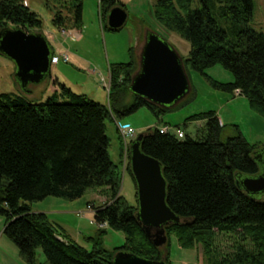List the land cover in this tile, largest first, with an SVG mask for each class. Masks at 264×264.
Segmentation results:
<instances>
[{"label":"trees","instance_id":"1","mask_svg":"<svg viewBox=\"0 0 264 264\" xmlns=\"http://www.w3.org/2000/svg\"><path fill=\"white\" fill-rule=\"evenodd\" d=\"M58 2L63 7L55 12L53 24L66 31L81 29L83 0ZM192 3L157 0L153 11L163 28L189 43V54L182 57L186 71L200 72L216 90L233 95L239 90L264 117V34L250 26L253 0H201L195 10ZM117 6L125 9L120 0H99L101 22L110 31L114 30L108 26V15ZM42 25L25 0H0V32L22 28L31 33L42 30ZM216 65L229 70L233 82L207 76L205 71ZM138 70L135 61L109 67L107 104L65 84L41 102L0 95V216L7 217L4 233L18 246L23 264H40L38 249L45 255L44 264H113L120 250L168 264V252L164 257L162 247L153 245L137 217L130 151L125 172L135 183L137 204L131 205L121 194L122 172L109 153L107 122L145 107L161 122L164 114L185 106L190 93L177 105L154 104L130 89ZM60 97L68 101L60 102ZM192 122H202L194 134L187 130ZM174 127L184 131V138L150 127L141 142L142 152L162 164L167 204L182 219L166 228L168 237L176 235L183 248L200 245L207 264H264V199L238 185L240 179L260 172L256 156L264 154V146L249 143L237 126L235 134L225 137L226 126L214 111L192 115ZM120 141L122 146L121 136ZM90 190H104L108 196L104 205H91L94 221L122 232V247L106 249L102 240L107 228H99L97 237L88 238L91 249H87L47 214L32 211L33 203L48 197L76 201ZM231 233L240 241L223 254L217 236Z\"/></svg>","mask_w":264,"mask_h":264},{"label":"rangeland","instance_id":"2","mask_svg":"<svg viewBox=\"0 0 264 264\" xmlns=\"http://www.w3.org/2000/svg\"><path fill=\"white\" fill-rule=\"evenodd\" d=\"M120 2L125 5L128 14V20L120 31H110L103 25L99 14V0H83L81 29L66 31L53 24L55 12L63 7L58 0H25V4L40 16L43 23L42 30H33L31 33L44 35L52 48L50 73L42 82L29 83L23 88L17 77L16 63L0 53V95H22L31 102H41L59 92V84L66 83L73 87L75 93L87 95L96 102L107 104L110 89L109 67L135 61L139 68L143 43L149 32H154L167 41L181 57L188 56L189 43L178 35L168 32L154 18L153 11L157 0H120ZM253 2L254 10L250 26L264 34V0H253ZM200 7L201 0H193L191 8L195 10ZM64 55L68 57L69 63L64 61ZM205 73L222 83H230L234 80L233 74L221 65L211 67ZM187 74L191 88L188 103L178 110L164 114L161 122L146 107L123 119L107 122L106 132L110 138L109 153L112 160L120 165L121 194L131 205L137 204L136 188L131 176L124 172L128 160L124 161L122 157L124 166L121 165L120 153L122 152L123 155L124 141L122 140L121 146L119 123L129 122L138 136L150 127L160 129L168 127L165 126L166 123L172 125L171 129H176L174 126L183 125L192 115L214 111L226 126L225 137L235 134L236 130L233 126H237L249 143L264 146V117L250 107L245 97H236L214 89L206 76L196 70L189 69ZM57 78H60V82H57ZM58 101L65 102L68 99L60 97ZM196 125V122L190 123L187 130L194 134ZM258 155L262 163L258 161L260 172L255 176L264 171V154ZM257 197L264 199V193ZM108 200L104 190H90L83 198L76 201L48 197L33 203L32 211L47 214L52 223L63 228L74 241L87 249H91L88 238L97 237L99 228H107V234L102 240L103 245L108 250H114L124 245L125 235L108 228L107 225L103 227L97 225L91 206V204L104 205ZM6 219V216H0V264H23L18 246L4 233ZM238 241L240 237L237 234H218L216 245L221 253L226 254L233 250ZM244 243L251 247L249 241ZM161 250L164 257L168 252V264H207L200 245L195 248H183L174 234L168 237L166 247L163 246ZM37 259L40 264L46 261L41 249L37 251Z\"/></svg>","mask_w":264,"mask_h":264},{"label":"water","instance_id":"3","mask_svg":"<svg viewBox=\"0 0 264 264\" xmlns=\"http://www.w3.org/2000/svg\"><path fill=\"white\" fill-rule=\"evenodd\" d=\"M128 20L123 7H114L107 19L110 29L121 30ZM0 53L17 65V77L23 88L29 83H40L50 73L53 51L42 34L28 33L22 28L0 32ZM134 94L160 106L177 105L190 93V81L182 57L158 34L149 32L140 56L139 70L130 87ZM144 134L131 144V169L137 184V217L153 245L161 248L168 243L166 228L180 224L182 219L167 204V181L162 164L141 150ZM259 155L256 156L258 160ZM259 161V160H258ZM238 185L247 193H264V171L255 177H244ZM113 264H167L120 250Z\"/></svg>","mask_w":264,"mask_h":264},{"label":"built area","instance_id":"4","mask_svg":"<svg viewBox=\"0 0 264 264\" xmlns=\"http://www.w3.org/2000/svg\"><path fill=\"white\" fill-rule=\"evenodd\" d=\"M64 57V61L67 62L68 61V57L66 55L63 56ZM240 91L236 90L235 91V95L236 96H240ZM118 129L120 132V135L122 136V140L124 141V148H123V157H124V161L126 159V161L128 160L129 157V151H130V147H131V142L132 140H134L137 136V133L134 131V129L129 125V124H118ZM174 133L178 136V138H184L185 133L183 130L180 129H171L170 127H164L160 129V133L165 134V133ZM106 226V224H102L101 225Z\"/></svg>","mask_w":264,"mask_h":264},{"label":"crops","instance_id":"5","mask_svg":"<svg viewBox=\"0 0 264 264\" xmlns=\"http://www.w3.org/2000/svg\"><path fill=\"white\" fill-rule=\"evenodd\" d=\"M145 42H146V40H145ZM145 42L143 43V46H144V44H145ZM142 49H143V47H142ZM70 61V60H69ZM67 63H69V62H67ZM60 80V78H57V82H60L59 81ZM65 85H67L66 83H64ZM68 87H70L69 85H67ZM71 89H73V87H70ZM237 97V96H236ZM121 124V123H120ZM122 124H130L129 122H126V123H122ZM196 126H200L201 124H202V122H196ZM121 136V135H120ZM121 154V153H120ZM122 160V159H121ZM124 166V165H123ZM123 169H125V168H123ZM125 172V171H124ZM126 173V172H125ZM127 174V173H126ZM108 202V201H107ZM106 202V203H107ZM90 203V202H89ZM89 203H88V207H89ZM91 205H94V204H91Z\"/></svg>","mask_w":264,"mask_h":264},{"label":"flooded vegetation","instance_id":"6","mask_svg":"<svg viewBox=\"0 0 264 264\" xmlns=\"http://www.w3.org/2000/svg\"><path fill=\"white\" fill-rule=\"evenodd\" d=\"M258 160L262 163V161H261V159H260V157H258Z\"/></svg>","mask_w":264,"mask_h":264}]
</instances>
